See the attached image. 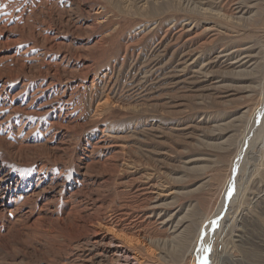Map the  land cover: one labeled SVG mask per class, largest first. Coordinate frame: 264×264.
Segmentation results:
<instances>
[{
    "label": "rangeland",
    "instance_id": "obj_1",
    "mask_svg": "<svg viewBox=\"0 0 264 264\" xmlns=\"http://www.w3.org/2000/svg\"><path fill=\"white\" fill-rule=\"evenodd\" d=\"M91 217L264 264V0H0V264H120Z\"/></svg>",
    "mask_w": 264,
    "mask_h": 264
},
{
    "label": "bare ground",
    "instance_id": "obj_2",
    "mask_svg": "<svg viewBox=\"0 0 264 264\" xmlns=\"http://www.w3.org/2000/svg\"><path fill=\"white\" fill-rule=\"evenodd\" d=\"M88 222L91 226H101L104 223L103 228L114 235V237L108 239L106 246L109 247V252L114 254L113 257L117 263L130 264L132 261L134 264H139L136 255H134L129 249L131 248L129 246H132L134 240H131L132 238L129 237L127 238L125 235L118 234V231L115 229L116 226L111 220L104 219L99 223L97 218L91 217ZM119 242L123 243L125 246L118 244Z\"/></svg>",
    "mask_w": 264,
    "mask_h": 264
},
{
    "label": "snow or ice",
    "instance_id": "obj_3",
    "mask_svg": "<svg viewBox=\"0 0 264 264\" xmlns=\"http://www.w3.org/2000/svg\"><path fill=\"white\" fill-rule=\"evenodd\" d=\"M230 195H231V190L229 192V196ZM213 223H215V222H213ZM203 251H204L205 254L203 256H201V257H198V264H209V259H208L207 253L210 252L211 249L207 248V249H204Z\"/></svg>",
    "mask_w": 264,
    "mask_h": 264
}]
</instances>
